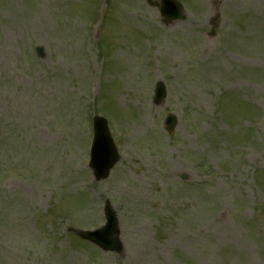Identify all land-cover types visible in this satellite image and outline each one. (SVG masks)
Segmentation results:
<instances>
[{"label": "rangeland", "instance_id": "374dc122", "mask_svg": "<svg viewBox=\"0 0 264 264\" xmlns=\"http://www.w3.org/2000/svg\"><path fill=\"white\" fill-rule=\"evenodd\" d=\"M179 1L163 24L146 0H0V264H264V0ZM95 114L119 155L97 182ZM106 203L120 253L67 231Z\"/></svg>", "mask_w": 264, "mask_h": 264}, {"label": "water", "instance_id": "95a60500", "mask_svg": "<svg viewBox=\"0 0 264 264\" xmlns=\"http://www.w3.org/2000/svg\"><path fill=\"white\" fill-rule=\"evenodd\" d=\"M151 6L158 7L160 15L168 19H176L181 16V8L174 0L149 1ZM40 52V51H38ZM165 95V89L161 83L156 86L154 103H161ZM176 121L172 115L165 120L166 130L172 131ZM93 141L90 151L89 166L93 170L96 180L107 177L109 170L118 160L116 149L109 135L106 122L98 117L93 119ZM107 224L93 232H75L81 238L86 239L104 251H119L121 248L118 239L117 220L114 212L108 206L106 208Z\"/></svg>", "mask_w": 264, "mask_h": 264}]
</instances>
